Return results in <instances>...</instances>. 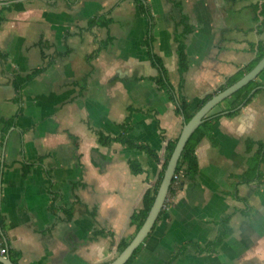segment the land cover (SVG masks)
<instances>
[{
	"label": "crops",
	"instance_id": "obj_1",
	"mask_svg": "<svg viewBox=\"0 0 264 264\" xmlns=\"http://www.w3.org/2000/svg\"><path fill=\"white\" fill-rule=\"evenodd\" d=\"M21 1L0 26V255L109 264L138 231L132 216L186 120L154 79L164 69L193 116L264 47V0H146L147 12L134 0ZM255 80L237 113L222 110L226 99L209 113L222 116L197 146V174L172 185L127 264H264V70ZM123 125L157 158L100 142Z\"/></svg>",
	"mask_w": 264,
	"mask_h": 264
},
{
	"label": "trees",
	"instance_id": "obj_2",
	"mask_svg": "<svg viewBox=\"0 0 264 264\" xmlns=\"http://www.w3.org/2000/svg\"><path fill=\"white\" fill-rule=\"evenodd\" d=\"M134 1L138 5L140 10H142L143 12H147L146 4H145L146 0H134ZM0 3H2L0 6V26L6 20V18L4 16V12L10 11V10L22 11L25 9V4L21 0H0ZM261 14L264 17V3H263L262 8H261ZM95 22H96V20L91 21V23H95ZM263 55H264V47L259 49L258 56H257L256 60L254 62H252L249 66H247L244 71L232 76L228 80L227 84L221 88V90H224L228 86H230L233 83H235L236 81H238L246 72L250 71L257 64V62L263 57ZM150 57H151V60L156 65H158L159 67L162 66L159 59L154 54H150ZM179 68H180L181 73H184L188 68L187 58L185 55L183 44H181L179 47ZM42 70L43 69H37L32 74H30L24 78H21L20 80L23 83H28L34 76L39 74ZM154 81L156 82V84L158 85V87L161 90H164L168 93L170 99L176 104L177 113L180 115H184L187 121L190 120L192 115H189V113H188L189 102L187 101V99L184 96L175 92L173 86L170 84V82L167 78V75H166L164 69L161 70L160 75L158 77H156L154 79ZM258 86H259V82L257 80L250 82L248 85L244 86L243 88H241L240 90L235 92L231 97L227 98L221 104L222 110H229L228 115H232V114L237 113L238 111H232V110L237 108L239 105H241L246 99H247V103H248L251 100L252 95L250 96V94H251L252 90L257 88ZM209 98L210 97H207L201 105H203ZM221 116H222L221 113H217V114H213L211 116H208V118L205 120V122L190 137V139L187 142L185 149L181 155V158L179 160L178 167H177V171H180V170L184 171V177L194 178L195 175L197 174L198 167H199L198 166V157L196 154L197 146L199 145V143L202 141L203 138H205L206 136H208L210 134L212 126ZM125 126L126 125L122 126L123 133L120 134L119 136H117L115 138H111L109 136H100V138H99L100 142L103 144H109L113 141H119V142H121L124 145H127L129 147H135L138 149L146 150L150 155L157 158L156 153L152 149H150L148 146H145L142 144H136L132 140L128 139L126 137V131L128 128ZM176 141H177V139L168 142L167 148H166V156H165L164 162L162 163V166L160 169L159 180L153 188H150L145 193L142 208L138 212H135L132 216V224H135L137 226V229H139L142 226V224H143V222H144V220H145V218H146V216H147V214H148V212H149V210H150V208L154 202L159 183L163 177V171L167 165L168 159L170 158V156L174 150ZM258 144H259L260 156H262L261 161L264 163V141L259 142ZM261 161L255 160V164L258 165L261 163ZM130 168L134 173H140L142 171V168H141L139 162H137V161H130ZM180 182H179V184H180ZM173 191H174V186H171L170 193ZM226 233H227V230H225L224 232H221L220 236L216 239V241L213 243H210L206 247V249L214 250L221 243L223 238L226 236L225 235ZM128 244H129V241H123L119 246V251L121 252ZM139 250H140V247L135 251V253L129 259L128 262H130L134 259V257L139 252Z\"/></svg>",
	"mask_w": 264,
	"mask_h": 264
},
{
	"label": "water",
	"instance_id": "obj_3",
	"mask_svg": "<svg viewBox=\"0 0 264 264\" xmlns=\"http://www.w3.org/2000/svg\"><path fill=\"white\" fill-rule=\"evenodd\" d=\"M264 70V56L262 59L238 81L218 92L206 101L191 117L185 120L181 133L176 141L174 150L168 159L163 171V177L159 183L154 202L142 224L129 244L112 260L109 264H127L135 251L140 247L144 240L153 230L162 210L165 206L170 188L173 184V176L177 171L178 163L185 149L187 142L193 133L205 122L209 113L225 99L232 96L235 92L255 80ZM254 93V90L251 94ZM245 103V102H244ZM243 103V104H244ZM242 104V105H243ZM2 264H13L8 257L0 255Z\"/></svg>",
	"mask_w": 264,
	"mask_h": 264
},
{
	"label": "built area",
	"instance_id": "obj_4",
	"mask_svg": "<svg viewBox=\"0 0 264 264\" xmlns=\"http://www.w3.org/2000/svg\"><path fill=\"white\" fill-rule=\"evenodd\" d=\"M183 177H184V171L183 170L176 171L174 176H173V184L178 185ZM0 253L2 255H4L6 253V249L1 248Z\"/></svg>",
	"mask_w": 264,
	"mask_h": 264
}]
</instances>
